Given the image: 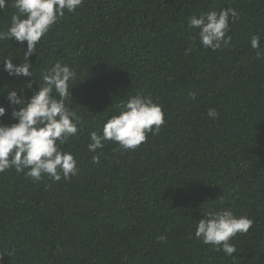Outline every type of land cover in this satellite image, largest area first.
Segmentation results:
<instances>
[{"label":"trees","instance_id":"1","mask_svg":"<svg viewBox=\"0 0 264 264\" xmlns=\"http://www.w3.org/2000/svg\"><path fill=\"white\" fill-rule=\"evenodd\" d=\"M225 8L239 13L229 44L203 48L188 18ZM14 14L6 0L0 31ZM23 47L0 41V124L15 122L8 89L28 98L57 61L74 68L70 107L82 130L61 148L78 171L58 182L0 173V264H264V0H84L29 57L31 89L3 70ZM137 93L162 106L160 132L135 150L108 142L93 162L88 133ZM221 209L253 220L230 241L232 257L194 235L204 213Z\"/></svg>","mask_w":264,"mask_h":264},{"label":"clouds","instance_id":"2","mask_svg":"<svg viewBox=\"0 0 264 264\" xmlns=\"http://www.w3.org/2000/svg\"><path fill=\"white\" fill-rule=\"evenodd\" d=\"M12 2L16 14L11 16L8 29L0 31V41L14 40L25 47L23 60L13 64L12 57L5 58L3 70L10 77L28 78L24 87L31 89L37 74L29 57L37 52V45L42 43V38L64 16L65 11L75 12L84 0ZM5 8L6 0H0V11ZM238 18L239 13L234 8L212 10L190 16L187 27L198 29L196 37L201 46L215 51L229 44L231 37L227 33L230 20L235 22ZM260 39L259 35H253L250 47L259 49ZM191 51L192 48H186L185 54ZM256 55L257 58H264V53L260 51ZM77 78L74 68L57 61L39 78L38 91L30 97L25 98L23 91L17 88L7 90L6 98L12 106L10 115L15 122L0 124V173L14 169L35 182H40L44 177L58 182L61 178L68 180L77 174V161L73 154L61 148L82 130L81 117L70 107L73 87L69 82ZM190 95L193 100L196 98L195 93ZM5 113V107L0 106V117H4ZM207 116L216 119L219 112L216 108H210ZM163 124L162 106L154 102L151 96L137 93L120 104L117 114L106 120L100 132L93 130L88 133L90 142L87 148L95 153L93 162L99 163L102 153L97 150L103 149L106 143L113 142L124 150H135L146 142L149 133L158 134ZM252 225L251 218L236 216L231 209L209 210L197 222L194 235L202 243L212 245L214 250L232 257L237 249L230 241L238 233L246 234Z\"/></svg>","mask_w":264,"mask_h":264}]
</instances>
